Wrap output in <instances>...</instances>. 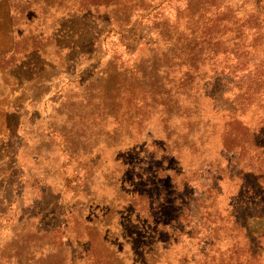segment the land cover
Returning a JSON list of instances; mask_svg holds the SVG:
<instances>
[{
  "label": "rangeland",
  "instance_id": "rangeland-1",
  "mask_svg": "<svg viewBox=\"0 0 264 264\" xmlns=\"http://www.w3.org/2000/svg\"><path fill=\"white\" fill-rule=\"evenodd\" d=\"M35 1L26 0V17L39 34L25 37L11 55H5L9 38L3 36L6 13L0 2V246L17 230L25 235L33 262L44 257L39 235L50 246L62 243L71 257L81 246L74 239L84 229H111L113 241L143 264L159 243L151 232L159 220L142 208L146 200L161 198L165 222L178 206L192 209L190 216L164 228L186 233L195 228L198 250L187 253L179 247L178 252L191 259L189 264H255L250 255L264 264V220L250 207L260 199L259 190L239 201L233 184L226 196L203 190L225 171L236 172L242 166L238 156L230 157L229 166L227 160L218 164L198 141L192 145V135L187 141L179 137L183 150L175 160L169 147L173 137L166 138L158 120L135 128L126 119L117 126L109 114L113 108L100 100L106 79L121 83L148 55L141 41L152 35V17L167 16L169 7L184 0H125L136 4L115 11L98 0H48L55 6L51 10ZM28 30L22 26L20 33L26 36ZM246 156L240 159L248 169ZM232 205L241 228L233 226ZM238 229L255 241L248 243L247 237L244 244ZM222 248L227 251L220 254Z\"/></svg>",
  "mask_w": 264,
  "mask_h": 264
},
{
  "label": "trees",
  "instance_id": "trees-1",
  "mask_svg": "<svg viewBox=\"0 0 264 264\" xmlns=\"http://www.w3.org/2000/svg\"><path fill=\"white\" fill-rule=\"evenodd\" d=\"M98 1L113 11L122 5L133 7L136 4L125 0ZM0 2L6 13L7 28L3 36L9 38L5 55H11L25 37L33 38L40 30L32 27V19L26 17L29 7L26 0ZM184 2V5L169 7L167 16L157 14L156 19L152 17L149 30L152 35L146 42L141 41L144 49L148 48V55L137 62L133 74L121 83L113 85V81L106 79L100 100H106L113 108L109 114L117 126L126 119L135 128L146 123L153 126V120H158L166 138L173 137L169 147L173 145L170 149L175 150V160L181 158L183 150L178 143L179 137L183 136L187 141L192 135V145L198 141L204 152L215 156L218 164L227 160L229 166L230 157L238 156L237 164L242 163V166L236 172L231 171V167V174L225 171L219 181L212 186L204 185L203 190L205 188V192L214 197L226 196L231 187L229 184H233L237 187L238 201L259 190L260 199L254 200L250 207L254 208L258 219L264 220V0ZM35 3L45 10L55 7L48 0H36ZM73 8L76 9L74 12L81 13L75 4H72ZM138 10L146 11L147 8L138 6ZM150 15V12L146 14L148 18ZM22 26L29 27L26 36L20 33ZM227 33L229 35L225 37ZM122 108L123 112L119 114ZM242 154L249 157L248 169L240 159ZM84 184H87L86 178L82 186ZM160 202L161 198L146 200L142 208L147 217L154 215L159 220V225L151 231L159 243L154 245L143 264H189L191 259L178 252L179 247L187 253L192 248L198 250L200 244L194 242L195 228L187 233L186 229L164 228L175 225L181 217L190 216L192 209L187 208L188 204L178 206L165 222ZM233 206V226L241 228ZM243 227L248 229L247 225ZM84 230L83 236L74 239L81 242V246L71 257L69 249L62 243L50 246L40 241L43 236L39 235L36 242L44 248L41 252L44 257L38 262L29 258L25 235L15 230L0 246V264H140L131 260L123 247L113 241L111 229L107 233L105 229ZM238 230L243 232L244 244L247 237L248 243L255 241L253 235L244 237L243 229ZM94 234L96 239H93ZM182 236L184 239L180 241ZM83 238L85 247H82ZM208 241L212 242L211 239ZM226 251L222 248L220 254ZM249 257L255 264L259 263L256 255Z\"/></svg>",
  "mask_w": 264,
  "mask_h": 264
}]
</instances>
